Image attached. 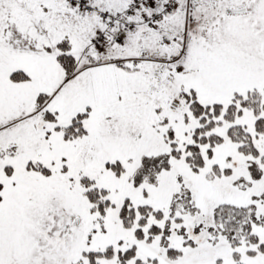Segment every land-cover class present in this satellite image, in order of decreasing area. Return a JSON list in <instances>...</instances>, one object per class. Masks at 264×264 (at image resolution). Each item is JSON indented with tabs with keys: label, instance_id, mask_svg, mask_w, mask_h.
Returning <instances> with one entry per match:
<instances>
[{
	"label": "snow or ice",
	"instance_id": "1",
	"mask_svg": "<svg viewBox=\"0 0 264 264\" xmlns=\"http://www.w3.org/2000/svg\"><path fill=\"white\" fill-rule=\"evenodd\" d=\"M0 264H264V0H0Z\"/></svg>",
	"mask_w": 264,
	"mask_h": 264
}]
</instances>
